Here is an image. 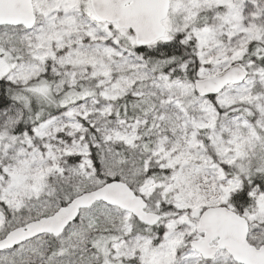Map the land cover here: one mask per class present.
Returning <instances> with one entry per match:
<instances>
[{
  "label": "snow or ice",
  "instance_id": "6c2138e0",
  "mask_svg": "<svg viewBox=\"0 0 264 264\" xmlns=\"http://www.w3.org/2000/svg\"><path fill=\"white\" fill-rule=\"evenodd\" d=\"M0 264H264V0H0Z\"/></svg>",
  "mask_w": 264,
  "mask_h": 264
}]
</instances>
